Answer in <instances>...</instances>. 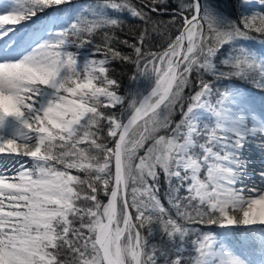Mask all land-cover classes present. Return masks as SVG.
<instances>
[{
	"label": "snow or ice",
	"instance_id": "obj_1",
	"mask_svg": "<svg viewBox=\"0 0 264 264\" xmlns=\"http://www.w3.org/2000/svg\"><path fill=\"white\" fill-rule=\"evenodd\" d=\"M0 264H264V0H0Z\"/></svg>",
	"mask_w": 264,
	"mask_h": 264
},
{
	"label": "trees",
	"instance_id": "obj_2",
	"mask_svg": "<svg viewBox=\"0 0 264 264\" xmlns=\"http://www.w3.org/2000/svg\"><path fill=\"white\" fill-rule=\"evenodd\" d=\"M159 19H162V20H168L169 19V16L167 15H163V16H160ZM136 20H134L133 18H130V17H126L125 18V26H124V30L123 32H120L119 35L121 36V38H125L126 35H128V26L129 25H133V24H136ZM128 38L131 39V36L128 35ZM253 46L255 47V42H252ZM125 71L130 74L132 69H125ZM161 191H163V188L161 189Z\"/></svg>",
	"mask_w": 264,
	"mask_h": 264
},
{
	"label": "rangeland",
	"instance_id": "obj_3",
	"mask_svg": "<svg viewBox=\"0 0 264 264\" xmlns=\"http://www.w3.org/2000/svg\"><path fill=\"white\" fill-rule=\"evenodd\" d=\"M252 46H253V44H252ZM254 164H255V166L259 167L260 161L258 159H256V158H254Z\"/></svg>",
	"mask_w": 264,
	"mask_h": 264
}]
</instances>
